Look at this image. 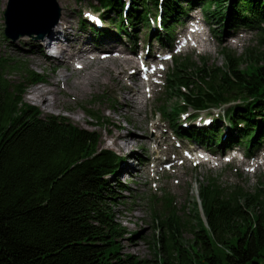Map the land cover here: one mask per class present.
<instances>
[{
    "label": "trees",
    "instance_id": "16d2710c",
    "mask_svg": "<svg viewBox=\"0 0 264 264\" xmlns=\"http://www.w3.org/2000/svg\"><path fill=\"white\" fill-rule=\"evenodd\" d=\"M96 2L92 10L103 25L91 28L98 42L124 37L133 46L139 25L151 33L152 16L161 22L152 36L167 43L173 25L197 8L212 21L216 36L250 27L264 42V0ZM222 54L224 65L217 67L206 65L204 57L202 65L189 56L174 59L165 86L169 97L179 101L159 113L171 121L177 137L191 144L213 153L243 148L251 156L264 144V60L248 49L236 55L223 48ZM21 66L0 58V264H138L119 254L122 233L111 207L107 177L118 170L120 157L98 147L95 130L63 116L43 115L26 102L25 87L43 81V75ZM13 71L21 81L10 77ZM221 108L223 117L215 113L207 116L208 123L199 121L201 113ZM189 109V122L180 125ZM87 114L96 116L91 109ZM199 196L189 244L179 238L182 223L173 198L164 197L165 212L157 216L160 264H264V187L226 189L210 178L199 185Z\"/></svg>",
    "mask_w": 264,
    "mask_h": 264
},
{
    "label": "rangeland",
    "instance_id": "374dc122",
    "mask_svg": "<svg viewBox=\"0 0 264 264\" xmlns=\"http://www.w3.org/2000/svg\"><path fill=\"white\" fill-rule=\"evenodd\" d=\"M54 1L59 8L60 16L61 7L56 0ZM95 5H97L96 0H70V8L66 12L72 20V26L77 35H80V38L83 39L86 44L91 46L94 44H105L103 48H106L108 44L103 40L98 42L92 31L96 23L95 22L93 25V20L100 17L99 14L94 13L92 10V6ZM5 9L6 8L0 6V58L16 60L18 64L22 65L21 67L23 69L37 71L42 75L46 74L49 78H52L53 71L50 65L41 66L26 60L24 55L28 53V48L30 46L27 40H30L31 36L25 34L12 41L4 35ZM188 16H196V21H193L194 26H191V28L194 29V27H198L201 31L200 33H191V35L196 36L197 45L196 49L191 50L188 54H185L186 52L183 51L184 48L179 42L187 32V29L183 26L187 22H184L186 19H183L181 23H175L173 25L170 34L172 39L169 43L158 41L152 36V32L153 30L155 31L157 25L155 21H153L154 19L152 16L150 19H152L154 25L151 29V33L149 31L150 28H146V26L143 27L139 25L137 29L135 44L139 46L137 48V50H139L138 55L142 56L146 54L147 51L152 52V54L154 53V55L151 54L147 58L149 62L155 59L150 67H156V70L159 72L158 77L154 78L157 82L156 91L149 92L151 97L147 100L144 99V102H147V104H144V102L139 103L142 112L140 115H137L135 119L139 125H130L123 112L114 111L106 106V104L112 103V99L108 95L107 90L102 86L98 87L96 92L94 90L84 97L57 92L55 94L56 103L54 108H42L37 101L31 98L34 88L39 86L43 88L46 86L49 87L48 83H28L23 93L24 100L35 105L41 114L63 116L79 127L95 130L99 135V148H109L113 150L116 155L120 157V167L123 160H126L127 163L134 166V171L122 170L119 173L116 171L108 175L107 182L109 183L108 187L113 192L112 196H114L111 202L114 222L119 224L120 232L122 233V235L117 238L120 243L119 254L122 258H126L127 255L132 256L134 259L138 260V264H160L159 258L162 253L160 249V238L162 231L157 216L165 212L162 205L164 203V197L170 196L173 198L174 209L177 211V215L180 217L182 223L179 238H181L184 243L189 244L192 242L193 236V228L190 224L195 222L193 217L195 214L194 202H200V184L206 183L208 179L212 178L215 179L221 187L226 189L240 186L252 192L256 188L261 186L264 187V144L255 151L251 157H246L242 154L243 148H239V152L237 150L233 152L234 155L241 156L243 159H238L227 150H215V154L206 153L207 159L200 161L201 158H197L198 161H196L195 164L190 159L192 153L189 151L190 147L187 141L177 137L176 134H174V128L170 123L171 121L167 118L165 119L159 113L160 108H165L168 105L177 106L179 101L177 98L169 97L170 94L167 92L165 86L167 77L172 73L174 59L189 56L194 62L202 65L203 60L200 57H204V63L208 66H223L224 56L222 54V49L227 48L231 53L236 55L244 53L245 49H248L252 54L264 60V42L259 40V34L256 30L250 27H242L235 31H227L225 29L228 33H220V36H216L213 31V27L215 26H211L212 21H207L204 18V13L201 8L193 9L188 13ZM82 19H86L87 22H84ZM103 19L104 22H108L105 17ZM215 22L216 21L213 20V23ZM97 25L99 26L100 23H97ZM48 28L49 27H46L43 31ZM229 32L231 33L229 34ZM104 40L106 39L104 38ZM121 40H123V42H121ZM121 40L113 42L115 44H112V46L130 47L129 49L135 47L133 43V46L129 45L128 41L126 42V38L123 37ZM15 41L17 42V50L13 46L9 47ZM37 45L40 46L41 44L37 41L33 53H28L29 57H36V55L39 54L37 52ZM164 47H170L173 50L172 58L159 59L160 53L164 50ZM49 49L52 53L56 52L54 46H50ZM49 49L46 50L43 48V54L55 57L49 52ZM95 54L99 55L98 52ZM258 61L262 64V60ZM75 65L79 66L81 63L76 61ZM152 65H154V67H152ZM240 66L244 68L246 63L242 61ZM70 72V68L69 70H63L65 76L60 77V80L65 81L67 86L70 85L75 78H84L89 77V74L99 75L103 73L101 68L97 66H89L83 70ZM10 77L17 82L22 80V75L16 71L11 72ZM45 82H47V80ZM47 98L50 101L52 100L50 94H47ZM89 109H91L96 116L88 115L87 111H89ZM223 110L224 109L221 108L214 109L213 112L209 114L201 113L199 119L213 117L215 113H220L223 117ZM191 114V109L181 114L179 124L183 126L185 122L187 124ZM147 115H150V117L147 118ZM107 117L122 124L123 128L120 130L115 129L114 125L108 121ZM157 122L160 123L159 128H155ZM145 124L147 128L144 127ZM221 125L225 126V123L220 122L219 126ZM128 128L132 130L137 137H152V139L149 140V144L145 147L132 138V144L129 147L124 148V150H119L112 144V132L119 131L124 133ZM163 132L170 138L171 143L169 146L161 143L160 135ZM159 144L160 148L158 152L156 149ZM209 151L212 152L211 150ZM157 156H161L162 158L165 156L175 158L177 166L173 167L172 162H169V160L164 163H156L155 159ZM179 157L183 159L181 160ZM119 182L125 185L123 190L120 189ZM134 241L138 243L139 248H125L122 246V244L125 243V245L129 247V244Z\"/></svg>",
    "mask_w": 264,
    "mask_h": 264
},
{
    "label": "bare ground",
    "instance_id": "6f19581e",
    "mask_svg": "<svg viewBox=\"0 0 264 264\" xmlns=\"http://www.w3.org/2000/svg\"><path fill=\"white\" fill-rule=\"evenodd\" d=\"M56 1L61 7V14L60 16L58 15V17L54 16L55 10L53 6L48 5L45 8L44 6L42 7L44 0H31V3L28 4L26 7L27 9H25L23 13L24 15L22 16V19L24 17H29V19H31V21L27 22V25L25 24L24 27H27L29 30L36 28L35 32L33 31L31 34V39L27 40L30 44L28 53H33L37 41L42 45H37V52L39 54L36 55V57H29L28 53L23 55L26 57L27 61L34 64L41 66L50 65V68L53 71L52 78H49L46 74L43 75V82L48 83L49 87L46 86L43 88L39 86L34 88L31 98L37 101L42 108H54L56 103L55 94L57 92L84 97L94 90L96 92L97 88L102 86L107 90L108 95L112 99V103H108L106 106L114 111L123 112L130 125H139L135 121L136 116L140 115L142 112L139 103L144 102V99H146L148 89L149 91L154 92L157 89V82L150 77L154 75L158 76V70L151 67L146 69L142 68L144 63L149 62L147 57L150 56L152 52L147 51L145 56H139V50H137L139 46L136 44L134 45L135 47H132L133 49H129L130 47H115L112 46V44H115L113 43L115 41L111 39H102L108 44L106 48H103V45L105 44H94L92 46L86 44L83 39L80 38V35H77L72 26V20L66 12L70 8V0ZM7 3V0H1L0 6H2V8H6ZM29 13H31V15ZM192 21H196V16L192 17L190 22L192 23ZM18 22L22 23V21ZM46 27L49 28L38 34L37 30H42ZM194 31L197 33L201 32L198 27H194L192 32ZM191 37L194 38L193 35ZM12 46L17 50L16 41L9 47ZM50 46H54L56 48L55 54H52L55 57L43 54V48L47 50ZM94 51L99 52V55L93 53ZM152 55H154V53ZM76 61H79L81 66L75 65ZM89 66H97L101 68L103 73L101 72L102 74L99 75L89 74V77L84 78H75L68 86L65 84V81L60 80L61 76H65V74H63V70H69L70 68V73H72L74 71L83 70ZM145 76H148L149 78H146ZM46 80L47 82H45ZM147 85L148 89L146 87ZM47 94L52 96L51 101L48 100ZM144 104H147V102H144ZM148 117H150V115H147V118ZM107 118L108 121L114 125L115 129L120 130L123 128L122 124L119 122L110 117ZM144 127L147 128V125L145 124ZM159 127L160 123L157 122L155 124V128ZM111 137L112 144H114L119 150H124V148L129 147L132 144V138L145 147L149 144V140L152 139V137H137L136 134H134V132L129 128L124 133L113 131ZM160 137L161 143L169 146L171 143L170 138H168L164 132L161 133ZM159 148L160 144L156 150L158 151ZM179 158H181V160L183 159L182 157ZM168 160L169 162H172L173 167L177 166L176 159L170 158L169 156H165L163 158L161 156H157L155 162L164 163ZM122 170L134 171V166L127 163L126 160H123L121 167L119 164L117 173ZM122 246L125 248H139L136 241L131 242L129 247H127L125 243L122 244Z\"/></svg>",
    "mask_w": 264,
    "mask_h": 264
},
{
    "label": "water",
    "instance_id": "95a60500",
    "mask_svg": "<svg viewBox=\"0 0 264 264\" xmlns=\"http://www.w3.org/2000/svg\"><path fill=\"white\" fill-rule=\"evenodd\" d=\"M30 3H31V0H8L6 9L4 10L5 26H4L3 32H4V35L8 37L9 39H11L12 41L16 40L19 36H22L25 34L31 36L32 32L33 31L35 32L36 28L29 30L27 29V27H24L27 22L31 21V19H29V17H24L22 19V16L24 15L23 13L25 9H27L26 7L28 6V4ZM48 5L53 6L55 10L54 16L58 17L59 8L56 5L55 1L54 0H44L42 7L44 6L45 8ZM29 14L31 15V13ZM18 21H22V23ZM23 21H26V22H23ZM43 30L44 29L37 30L38 34L44 32Z\"/></svg>",
    "mask_w": 264,
    "mask_h": 264
}]
</instances>
